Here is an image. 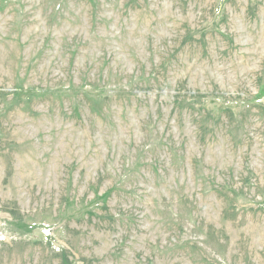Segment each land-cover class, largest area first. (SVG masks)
Segmentation results:
<instances>
[{"label": "rangeland", "instance_id": "rangeland-1", "mask_svg": "<svg viewBox=\"0 0 264 264\" xmlns=\"http://www.w3.org/2000/svg\"><path fill=\"white\" fill-rule=\"evenodd\" d=\"M0 264H264V0H0Z\"/></svg>", "mask_w": 264, "mask_h": 264}]
</instances>
